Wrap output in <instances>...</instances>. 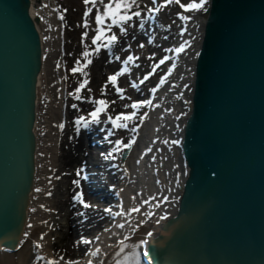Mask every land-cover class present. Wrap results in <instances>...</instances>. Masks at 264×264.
I'll list each match as a JSON object with an SVG mask.
<instances>
[{
  "label": "water",
  "instance_id": "water-1",
  "mask_svg": "<svg viewBox=\"0 0 264 264\" xmlns=\"http://www.w3.org/2000/svg\"><path fill=\"white\" fill-rule=\"evenodd\" d=\"M28 3L0 0L1 246L16 243L34 175L42 46ZM202 10L177 143L185 174L142 255L151 264H264V0H208Z\"/></svg>",
  "mask_w": 264,
  "mask_h": 264
},
{
  "label": "bare ground",
  "instance_id": "bare-ground-1",
  "mask_svg": "<svg viewBox=\"0 0 264 264\" xmlns=\"http://www.w3.org/2000/svg\"><path fill=\"white\" fill-rule=\"evenodd\" d=\"M35 1L29 0L28 9L41 37L42 57L41 68L38 70L35 84V117L32 124L35 135L33 149L34 175L27 192L23 225L15 244L12 246L0 245V264H48L49 261L54 262V264H71V262H74V264H89V261H91V264H107L112 258L116 257V252L120 250L119 241H124V251L132 248L131 245L134 240L144 244L176 204L180 190L179 185L186 168L185 163L180 158L178 145L173 141L179 140L180 124L191 100L193 54L200 40V29L204 17L203 7L184 14L189 19H181L182 23L177 29L172 27L173 25L169 29L167 28V30L171 29V35L175 36L176 34V37H179L172 46L174 49L184 44L185 41H188V44L182 53L169 54V57H172L169 68L173 70L170 75H167L165 83L158 88L157 92L152 97L148 94L145 98V100L151 99L152 105H147L143 111L139 109L140 113L137 111L136 118L128 121L126 128L113 129L111 123H107V129H105L107 135L100 142L103 144H100L99 148L87 144L83 137L76 134L65 147H57L55 131L58 129L60 119H62L60 118V96L62 93L59 88L62 78L59 74H56L55 67L52 68L51 73L49 68L51 61L48 57L51 51L48 40L50 36L51 38L55 36L56 26L54 21L49 19L51 16L44 17V12L37 8ZM64 1V9L61 8L58 14L64 17L63 20L60 19L61 24L69 23L74 29L79 25L78 22H80L81 17H84L77 10V8L80 9L84 6V3L81 0ZM206 3H208V0H205L204 6ZM68 4H70L69 9H67ZM46 5L48 7L46 12L49 10L51 14L49 3L47 2ZM97 7L102 9V5H97ZM94 12L95 10H92V14ZM155 15V18H151L152 23L144 21L143 29L139 27L141 18L134 17L130 21L132 26L127 29V32L130 34L133 31L137 32L139 36L143 37L142 43L147 40L146 45H149L150 49L161 51L166 49L162 48L163 41L166 42L167 38L158 37L155 34L157 30L159 31V24H161L158 23V13H155ZM165 22L161 24V29L166 31L165 26L167 24ZM191 26L193 28L196 26V31L194 29L189 31V28L192 29ZM118 31L116 29L115 32ZM125 37L127 38V36ZM118 38L119 43L114 45L112 52L114 57L119 56L120 60H116L117 64L114 68L111 67V64L104 65L100 62L103 49L98 55L91 57L92 63L85 68V71L88 73L87 80L97 91L96 96L92 97L81 93L80 95L84 99L77 100L75 104L77 108L79 106L82 108L94 107L90 102L94 99H105L109 102L114 100L115 104H110L106 112L108 116L115 117L120 113L130 114L133 109L125 108L124 105L132 104L131 100L138 97L133 95L141 94L143 96L147 91L150 92L147 85L150 78L143 84H139L138 69L141 66H135L138 61L136 60L134 65L126 66L123 64L128 52L122 49L129 44L125 42L122 35ZM149 38L152 39V43H148ZM190 47L192 50L191 56L187 61L186 57ZM134 51L131 54L133 56L137 53L136 50ZM130 52H132V47ZM60 53L61 50H56L55 59L60 57ZM53 56L54 54L51 58ZM62 58L65 59V63L69 60L68 54H63ZM120 67H128L129 71L119 76L122 77L124 85L122 86L121 83V86H118L124 89L123 94L125 97L130 96L131 98L132 96L133 98L121 100L110 83L105 89L107 95L102 97L101 89L107 82L108 77L119 72L120 70L117 71V69ZM168 70L164 76H166ZM119 77L117 80H119ZM160 79L154 82L159 84ZM133 81L139 84L138 89L131 87ZM185 85L188 87L186 88ZM144 113H147V116L141 122L139 117ZM66 117H69L68 114H66ZM133 128H136L135 132L132 131ZM110 131L112 135H109ZM117 136H122V139L126 142L135 139L130 147L129 155L124 161L125 167L127 162H130L129 171L126 175L122 173V170H116L115 172L111 170L112 178L109 181L113 183L115 193L109 199H99L96 193H88L89 185L92 182L81 179L80 173L82 170H86L92 178H95L92 185L95 182L98 185L100 183L98 164L101 161L104 162L101 165H106L109 162V166L112 163L110 157H106L116 146L113 140ZM111 166H113L112 168L115 167L111 164L109 168ZM148 169L149 171H147ZM73 177L74 181L77 178L80 180L73 184ZM77 196L88 203L90 207L84 208L80 200L74 198ZM145 201H148V203H145ZM132 208H138L140 211L133 212L130 215H116L117 212L128 213ZM105 209H110L111 212H106ZM148 213H151V215L149 216ZM119 223L125 224V227L122 229L117 228L116 225ZM106 228L110 231H104ZM26 233L27 235H25ZM80 235L83 239L92 241V243L84 244L80 242L82 240L79 237ZM41 236H43V239H41ZM96 237H99V239L97 240ZM96 248L100 249V253L94 257L91 253Z\"/></svg>",
  "mask_w": 264,
  "mask_h": 264
},
{
  "label": "snow or ice",
  "instance_id": "snow-or-ice-1",
  "mask_svg": "<svg viewBox=\"0 0 264 264\" xmlns=\"http://www.w3.org/2000/svg\"><path fill=\"white\" fill-rule=\"evenodd\" d=\"M151 2L153 5H156V7L149 8L148 9L149 13H157L161 9L166 7L168 4H171L173 2L178 4L179 7L184 12H189L192 10H199L205 4V0H199L198 3L195 2V0H192V2H189L187 4L181 3V0H164V3H161V4H157V0H151ZM83 3L85 5V11L83 13L84 23L82 26L84 27L85 31L81 34V44L84 46V51H82L80 57L77 58L74 66L69 71L72 74H76L77 72H80L81 76L87 77L88 73L84 69L87 68L88 65H90L92 63L91 57L98 55L100 53L101 49L108 50L109 56H110L108 63H111L112 59L120 60L119 56H115V57L112 56V48L114 47V45L119 43V38L115 33H112L111 35H109V33L112 32L113 27H116L119 29L120 35L127 36L128 32H127V28L125 27V25L131 27L132 25L129 24V22L132 21L134 17L141 18V12L139 10L140 5L138 3V0H107V2H105V0H83ZM89 4H91L92 7H88ZM97 5H102V10L100 7H97ZM93 8L96 9V13H95V25H96V27H95V29H93V31H95L96 35L92 37L91 45H87V44H84V41L88 37V28H89L88 17L92 13ZM134 8L136 9L135 11H133ZM65 11H67V10H65ZM59 19L63 20L64 17L61 15L59 17ZM145 19H148V17L145 16V17L140 19V24H139L140 29L144 28V20ZM180 19L187 20V19H189V17L181 15ZM106 21H110V22L106 23ZM77 26L79 27L81 25H77ZM46 39H47V37H46ZM132 39L135 40L136 37L133 36ZM148 43H152L151 38H149ZM187 44H188V41H185L184 44L180 45L179 47H177L175 49H172L171 51H174V53H182L183 51H185V46ZM139 47L143 48V47H145V45L143 43H141L139 45ZM130 49H131V44L127 45V47L123 48L122 50L125 52H129ZM69 55H71V53H69ZM152 58L153 57H149V59H152ZM138 59H139V57H136V56H133L130 54L126 57V59L123 60V64L126 66L127 65H134L135 61ZM169 59H170V57L165 56V57L161 58L158 63L153 64L151 71L148 72L147 74H145L143 76V78L139 80V84H143L145 81H147L150 78V76H152L156 72V70L161 65L165 64V62L168 61ZM81 60L84 61L83 64H81ZM135 66L139 67L138 64H135ZM57 67H59V63L57 64ZM172 70H173L172 68H169L166 76L161 77L159 84L155 88L150 89V92H152L153 94L156 93L158 88L165 83L167 75H170ZM128 71H129L128 67H123V68H121V70L119 72H117L113 75H110L108 77V80L105 83L104 87L101 89V96L103 97V96L107 95L105 89L107 88L108 84L110 83L115 88V91L121 100L131 99L130 97L124 96V94H123L124 89L120 88L117 84L118 77L127 73ZM88 83H89V81L87 79H84L79 84V86L75 88L74 93H70L69 95H74V98L77 100L84 99V97H82L80 95V93H81L82 89H84L87 86ZM139 84H137L135 81H133L131 83V87L138 89ZM185 87L187 88L188 86L185 85ZM88 91L91 92V89L88 88ZM90 102L95 106L94 110L88 114L90 119H88L84 116H81L75 121L76 125H79V126L86 128V127H88L89 123L99 122V117H100L101 113H106L110 104H115L114 100L109 102L105 99H95V100H90ZM145 105H152V100L149 99V100H144V101H134L130 105L125 104L124 105L125 108H131V109H133V111L130 114L120 113V114H117L115 117L109 115L107 117V122L111 123L113 129L126 128L128 126L127 122L135 119L137 116V111L141 107H144ZM72 107L76 108V105L74 104V105H72ZM146 116H147V113H144V115L139 117V120L141 122H143V120L145 119ZM177 119H179V117H177ZM60 127L63 128V125L61 124ZM77 131H79V128H77ZM132 131L135 132L136 128H133ZM109 135H112L111 131L109 132ZM134 142H135L134 138L132 140H130L128 143H123L121 140H116L115 141L116 146L113 148L112 152L108 153V157H106V158L112 157L113 152H120L123 149L130 148ZM165 143H167V141H165ZM173 143H178V141H173ZM137 163H139V161H137ZM37 191H39V189H37ZM74 198L80 200V203L82 204V206L84 208L90 207V205L88 203L84 202L82 199H80L79 196L74 197ZM145 203H148V201H145ZM157 206H159V205H157ZM105 211L109 212V213L111 212L110 209H105ZM138 211H140V209L132 208L129 210L128 213L117 212L116 215L117 216H122V215H126V214L130 215L131 213L138 212ZM148 215L150 216L151 213H148ZM116 227L122 229L125 227V224L119 223L116 225ZM104 231L107 232V231H110V229L106 228ZM25 235H27V233ZM149 235H151V233H149ZM41 239H43V236H41ZM96 239L98 240L99 237H96ZM125 239H127V237H125ZM80 242H82L84 244L92 243V241H89L86 239H82ZM119 248H120V250L118 252H116L117 257H121L122 254L124 253V241L123 240L119 241ZM98 253H100V249L96 248L95 251H93L91 253V255L95 257V256H97ZM128 259H129V257L124 255L122 260H116V261H114V264H125V262ZM48 264H54V262L49 261ZM71 264H74V262H71ZM89 264H91V261H89Z\"/></svg>",
  "mask_w": 264,
  "mask_h": 264
},
{
  "label": "rangeland",
  "instance_id": "rangeland-1",
  "mask_svg": "<svg viewBox=\"0 0 264 264\" xmlns=\"http://www.w3.org/2000/svg\"><path fill=\"white\" fill-rule=\"evenodd\" d=\"M62 1V2H61ZM83 2V0H81ZM158 4L164 3V0H157ZM47 2L49 3V6L51 7V14L50 11L47 10L48 12H46L47 7ZM64 0H36L35 3L37 5V8L39 10H42L44 12V17H49L51 16L49 19L54 21V25L56 26V32L54 33V37L51 38V36L49 37V47L51 45V51L48 54L49 57V61L50 62V70L52 73V68L55 67V71L56 74H59L62 78L59 84V88H60V92L62 93V95L60 96V103H61V110H60V118L62 117H66V114H68V118L67 119V123L65 125H63V128H61L58 125V129L55 131V138H56V144L57 147H65L66 144L69 142L70 139L74 138L75 133H73L74 131V126H71L72 121H73V117H75L76 114L79 115V113L82 112H88L90 111V108H94L93 106H91L90 108H82L79 106L78 108H73L72 105L76 104L77 99L74 98V95H69L70 93H74V90L76 87L79 86V84L84 80V79H88L87 77H83L81 76L80 72H77L76 74H72L69 70L74 66L77 58L80 57L82 51H84V46L81 44V34L85 31L84 27L82 26L84 23V17H81V19L79 20L80 22L79 25L81 26H77L74 29L71 27V25L69 23L67 24H61V20L59 19L60 15V9H64ZM105 2H107V0H105ZM187 2H192V0H181V3L187 4ZM138 3L140 5V12H141V16L144 12L147 13V8L149 7L148 5H153L150 0H138ZM88 7H92L91 4L88 5ZM70 8V4L67 5V9ZM77 8V7H75ZM77 10L79 11V13L83 14L85 11V5L80 7V9L77 8ZM93 10H95L94 14H90L92 16H89V28H88V37L87 39L84 41V44L87 45H91V39L93 36L96 35L95 31H93V29H95L96 25H95V13H96V9L93 8ZM102 10V9H101ZM136 9L134 8L133 11H135ZM184 11L179 7L178 4H176L175 2L168 4L166 7L163 8V10H160L158 12L159 15V19H158V23L160 22L161 24L164 22L167 24L166 27V31L164 29H161V24H159V31L157 30V32H155L156 35H158V37H161L162 34L166 35L167 41H163L164 45L162 49L169 50V52H171L172 49V44L176 43L177 39H179V37H176L177 35L175 34V36L170 33V30H167V28L169 29L172 25V27H174L175 29H177L179 27V24L182 23V20L180 19V16H184V14H182ZM190 12V11H189ZM164 13V14H162ZM179 14V15H178ZM188 14V12H187ZM42 15V14H41ZM40 16V15H39ZM41 20V16L39 17ZM181 21V22H180ZM110 21H106V23H109ZM81 23V24H80ZM129 24L132 25V22H129ZM125 27L128 29L129 26L125 25ZM192 29L189 28L190 30H195L196 31V26L193 28V26H191ZM116 27H113L112 29V33H115L118 37L120 36V32L118 31L117 33L116 31ZM119 30V29H118ZM156 30V29H155ZM111 33V34H112ZM110 34V35H111ZM135 36L136 39L133 40L132 37ZM128 39H132V41H130V44H134V46H137L138 43H140V41L142 42L143 37L139 36L137 33L135 34H130L128 33L127 35V40ZM173 40V42H172ZM145 42V40H144ZM147 44V40L145 42V47L143 49L139 48L138 49H134L139 51V55H141L139 57V61H138V65L141 66V68L138 69V73H142L143 71H145V69L150 68V66H152L153 64H155V62L158 61L159 58H161V54H163V52H167L166 50H159V49H150V46L146 45ZM133 47V46H131ZM60 51V57H56L55 59V52L56 50ZM191 47L189 48V52L187 53V57L186 60L190 58V54H191ZM69 53H71V55H69ZM50 54H54V56L51 58L52 55ZM63 54H68V62L65 63V59L62 58ZM137 55V53H135ZM134 54V55H135ZM135 55V56H136ZM153 56L152 59H149L150 56ZM149 56V57H148ZM168 56V55H167ZM188 61V60H187ZM64 62V63H63ZM100 62H102L104 65L111 64V67L114 68L113 63H107L106 58H105V54L102 55V57L100 58ZM59 63V67H57V64ZM84 63L83 60H81V64ZM170 66V65H169ZM169 69V68H168ZM167 69V70H168ZM85 70V69H84ZM141 70V71H140ZM166 70V71H167ZM161 71V70H160ZM159 70H156V72L152 75L153 78H155L156 76H160L161 72ZM137 73V74H138ZM136 74V75H137ZM138 74V76H139ZM66 78V79H65ZM122 83V77H119V80H117V84L120 85ZM123 84V83H122ZM124 85V84H123ZM148 86H151V82L148 84ZM88 88L91 89V92L88 91ZM94 86L91 85V83L89 82L87 84V86L82 89L81 93H85L87 95H91L92 97L96 96V89H94ZM80 93V94H81ZM133 96H137L136 94H134ZM130 97V96H128ZM131 98H133L131 96ZM135 98V97H134ZM133 98V99H134ZM132 99V100H133ZM95 100V99H94ZM80 108V109H79ZM145 109V108H144ZM143 109V110H144ZM142 110V111H143ZM82 111V112H81ZM84 117L89 118L88 114L85 115V113L81 114ZM118 138V136H117ZM60 149V148H58ZM149 171V169L147 170ZM108 173V172H107ZM76 177V176H75ZM73 184H75L74 182V177H73ZM104 186V183H103ZM105 187V186H104ZM81 239H83L82 235L79 236ZM35 259V257H34Z\"/></svg>",
  "mask_w": 264,
  "mask_h": 264
}]
</instances>
